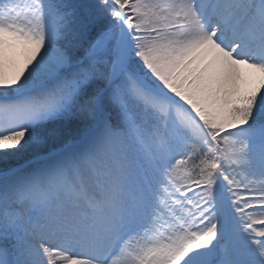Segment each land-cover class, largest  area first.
I'll return each instance as SVG.
<instances>
[{
	"label": "snow or ice",
	"instance_id": "obj_1",
	"mask_svg": "<svg viewBox=\"0 0 264 264\" xmlns=\"http://www.w3.org/2000/svg\"><path fill=\"white\" fill-rule=\"evenodd\" d=\"M0 264H264V0H0Z\"/></svg>",
	"mask_w": 264,
	"mask_h": 264
},
{
	"label": "trees",
	"instance_id": "obj_2",
	"mask_svg": "<svg viewBox=\"0 0 264 264\" xmlns=\"http://www.w3.org/2000/svg\"><path fill=\"white\" fill-rule=\"evenodd\" d=\"M13 163H15V162H13Z\"/></svg>",
	"mask_w": 264,
	"mask_h": 264
}]
</instances>
